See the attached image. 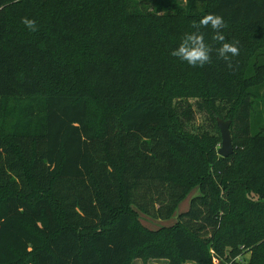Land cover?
I'll return each mask as SVG.
<instances>
[{"label": "trees", "instance_id": "1", "mask_svg": "<svg viewBox=\"0 0 264 264\" xmlns=\"http://www.w3.org/2000/svg\"><path fill=\"white\" fill-rule=\"evenodd\" d=\"M139 1L0 0V264H264V0Z\"/></svg>", "mask_w": 264, "mask_h": 264}, {"label": "clouds", "instance_id": "2", "mask_svg": "<svg viewBox=\"0 0 264 264\" xmlns=\"http://www.w3.org/2000/svg\"><path fill=\"white\" fill-rule=\"evenodd\" d=\"M24 24L32 31L36 30V22L34 20L25 19ZM216 33L214 40L220 42L221 46L216 50L221 58L228 59L229 55L236 56L239 54V49L234 42H225V36L222 34V29L226 24L222 17L214 15H206L200 21L198 26H209ZM194 25V27H198ZM212 48L205 43L204 35L192 32L186 34L183 42L179 47L171 52V55L181 61L187 62L195 67H203L204 64L210 62V53Z\"/></svg>", "mask_w": 264, "mask_h": 264}, {"label": "rangeland", "instance_id": "3", "mask_svg": "<svg viewBox=\"0 0 264 264\" xmlns=\"http://www.w3.org/2000/svg\"><path fill=\"white\" fill-rule=\"evenodd\" d=\"M186 1L187 0H179L178 2H181V5L185 6L186 5L185 4ZM139 2L141 3V5H146V6L148 5L147 6L148 8H152L153 9L152 0H140ZM224 112H225V110H224ZM191 125L193 127V130L195 128H199V127L202 128V129H210V127L212 126L208 116H206L204 113H201V112L200 113L196 112L195 119H194V121H193V123ZM213 126L215 127L214 122H213ZM192 127H190L191 130H192ZM215 129L217 131V134L219 135L218 129L216 127H215ZM216 131H214V132H216ZM220 142H219L218 148L220 147ZM197 193L198 192H196V190H194V191L191 192V195L193 196V195H196ZM186 201H187V199L185 201H183L179 205V208L182 207L186 203ZM186 210H187L186 207L185 208H181L180 211L178 210V213L185 212ZM139 219H140V222L143 225H145L146 227H148L149 229H158L159 227H162V226H170L171 224H173L175 222V218H173V219H171L170 221H167V222H161L159 220H153L152 218H150V217H148L146 215H143L141 213H139ZM246 257L247 258L249 257L248 253H246ZM133 264H165V262L164 261H157V260H148L146 263H141L139 261H135V262H133Z\"/></svg>", "mask_w": 264, "mask_h": 264}, {"label": "water", "instance_id": "4", "mask_svg": "<svg viewBox=\"0 0 264 264\" xmlns=\"http://www.w3.org/2000/svg\"><path fill=\"white\" fill-rule=\"evenodd\" d=\"M231 121L223 120L219 117L216 118V126L220 133V147L217 150V154L221 158H227L233 153L232 139L230 136Z\"/></svg>", "mask_w": 264, "mask_h": 264}, {"label": "crops", "instance_id": "5", "mask_svg": "<svg viewBox=\"0 0 264 264\" xmlns=\"http://www.w3.org/2000/svg\"><path fill=\"white\" fill-rule=\"evenodd\" d=\"M188 203H189V199H187L186 203H185L182 207H180V208L178 207L179 209H177V211H178V210L180 211L181 208H185V207L187 208V207H188ZM177 214H178V213H177ZM161 222H164V221H161ZM135 261H139V260H135ZM135 261H134V262H135ZM139 262H141V261H139ZM164 262H165V261H164Z\"/></svg>", "mask_w": 264, "mask_h": 264}, {"label": "built area", "instance_id": "6", "mask_svg": "<svg viewBox=\"0 0 264 264\" xmlns=\"http://www.w3.org/2000/svg\"><path fill=\"white\" fill-rule=\"evenodd\" d=\"M237 260H239L238 258H237ZM240 261V260H239ZM227 264H229V263H227Z\"/></svg>", "mask_w": 264, "mask_h": 264}]
</instances>
